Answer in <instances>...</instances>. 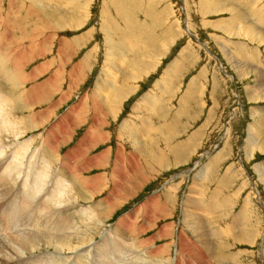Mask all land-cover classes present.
Wrapping results in <instances>:
<instances>
[{
	"label": "rangeland",
	"instance_id": "rangeland-1",
	"mask_svg": "<svg viewBox=\"0 0 264 264\" xmlns=\"http://www.w3.org/2000/svg\"><path fill=\"white\" fill-rule=\"evenodd\" d=\"M110 1L0 0L2 109L24 121L17 130L32 126L24 137L36 139L31 149L48 146L52 154L55 146L51 170L70 194L79 179L93 202L118 205L94 242L102 230L115 238L134 232L170 245L165 258L183 240L187 264H264V0ZM106 29L123 50L108 45ZM100 78L109 85L104 98L95 94ZM127 119L137 126L133 137ZM49 131L59 136L50 145ZM252 132L257 141L246 145ZM245 205L260 234L250 243L234 240L232 226L223 229L240 224Z\"/></svg>",
	"mask_w": 264,
	"mask_h": 264
},
{
	"label": "bare ground",
	"instance_id": "bare-ground-1",
	"mask_svg": "<svg viewBox=\"0 0 264 264\" xmlns=\"http://www.w3.org/2000/svg\"><path fill=\"white\" fill-rule=\"evenodd\" d=\"M110 2L114 6L115 1L112 0ZM40 6H41V4H40ZM42 6L44 7L45 5L43 4ZM103 23H104L103 25L106 26V22H103ZM130 29L132 30L133 28H130ZM106 31H107V29H106ZM107 38H108V40H107L108 45H111L113 49H117V48L122 49V50L124 49L122 44H119V45L116 44V42L121 43L122 40L121 39L116 40L118 38L115 39L114 35L109 30L107 31ZM119 38H120V36H119ZM76 41H77V38L74 39V42H76ZM79 41H83V40L79 39L77 42H79ZM91 53L92 52L88 51L84 55L83 59H81V61L84 62L83 67L85 69H86V66L89 65V61L91 60V57H90ZM117 58L122 60L121 55ZM80 67L83 68L82 66H80ZM0 68H1V70H3V68L1 66H0ZM105 72L107 73L106 69H105ZM6 75H8V74H6ZM24 75H26V74H24ZM29 76H30V74H29ZM30 77L33 78L34 74H31ZM105 79L100 78L99 81L97 82L98 92H95L97 97L104 98V96H102L101 93H102V91L107 89V87L109 86L107 84V80H105ZM131 84L133 85L134 83L132 82ZM131 89H129V90L132 91ZM119 94L117 96H121V93H119ZM117 96L115 97V102L119 99V98H117ZM124 96H125V94H123V97ZM123 97H121V98H123ZM18 98H16V99L18 100ZM106 98H107V96H106ZM9 101H11V97L9 98ZM14 102H16V101H14ZM139 102H140V100H139ZM156 104H157V102H156ZM82 105L84 106V104H82ZM79 106H80V104H79ZM138 106H141V105L138 104ZM73 110H74V108H73ZM104 110H105V115H106L107 114L106 107H104ZM70 111H71V109H70ZM112 111L115 112L114 109ZM109 112H110V110H109ZM113 115L114 114H112V117H114ZM71 119H73V118L71 117ZM19 122L23 123L24 121L19 120V119H15V116H10L9 114H7L6 111L4 109H2V103L0 101V202L2 200H5L3 208L0 211V264H67L68 259H69L68 264H129V263H131V264H187L186 262H184L183 258H182L183 261H181V257H180V254H181L180 252L183 250V248H185V247H183L184 244L181 243V242H183L182 239H184L183 236H181L182 241L176 242L174 240V242H173V245L175 247L174 255L172 256V254H171L165 258V254L168 252V250H170V245H168L167 243L162 245V246L160 245V246L156 247V241H153L154 239L138 238L135 236L136 234L134 232L130 233L132 236L130 234L127 235L125 233L120 232L122 235H120V234L117 235L118 234L117 233L116 234L117 237L115 238V237H113L114 235L113 236L108 235L107 230L103 231L104 230L103 229L104 227L102 224V223H104L103 218L107 217V213H109V212L111 213L115 208L118 207V205L117 204L114 205L115 207H113V206L111 207L109 205L110 209H109V207L107 209V204H108L107 200H105L106 202H104L103 204H99L98 202H93L91 196H86L87 191H84V189L85 190L87 189L84 187L85 183L78 181L79 179L76 180V184L77 185L83 184L82 187L79 186L80 188H78V189L76 188L77 189L76 194H70L67 190V185L64 182V178L61 177L60 175L54 173L51 170V165H54V164H50L49 159L52 157V154L56 150L55 146H53L52 154L48 152V150H47L48 146H46L47 149L43 145H39L35 149H31L32 145L34 144L36 139L33 137H29V138L24 139V137H26V134H28V130H30L32 128V126H27L23 130H21V129L17 130L16 126L18 125ZM128 124H130V125H128ZM124 126L130 130L131 137L138 134V131H136L137 126L136 127L133 126L130 123L129 119H127L125 121ZM124 126L120 127V128H124ZM62 128H64V127H62ZM58 129L59 128L57 127V130ZM261 129H262V127H261ZM60 131L61 130L59 129V132ZM50 132L51 131H49V133H48L49 137L46 136L44 139L42 137L43 140H46L48 138V140H47L48 145H50L52 141L55 142L56 139H58V137H59L58 134L56 136L52 137ZM65 133H66V131H65ZM260 133H261V131L259 132V134ZM252 134H254V133L252 132ZM262 134H263V132H262ZM86 135H87V133H86ZM94 136H96V135L94 134ZM21 137H23L24 140H19ZM83 138H85V135ZM254 138H255V134L253 136L249 135V138L247 140L246 145H249V144L253 145L257 141V137L255 140H254ZM5 142H7V143H5ZM139 149L142 151V149H145V148L140 147ZM144 151H146V150H144ZM146 153H147V151H146ZM104 157H105V155H104ZM97 159L98 160L100 159L99 155H98ZM62 160H64V158H62ZM92 160H94V159H92ZM60 161H61V159H60ZM95 161L97 162V160H95ZM60 164L63 165V167L67 170H70L71 168H72V170H74L75 167L77 169L79 168L77 166H70L71 164H68V162H66V161L64 162V164H62V163H60ZM67 164L70 167H67L66 166ZM72 165H74V164H72ZM58 167H59V165H58ZM90 168H91V166H88V169H90ZM54 169L55 168H53V170ZM66 173H67V171H66ZM74 174H75V172H74ZM74 174H72V176ZM76 174H78V173H76ZM126 177H128V176H126ZM71 180H72V178H71ZM83 180H85V179H83ZM93 181H95V183H97L95 177L91 178V183H93ZM72 183L75 187H77L74 180H72ZM95 188H98V187H95ZM70 189H72V188H70ZM99 189H98V192H99ZM89 191H91V190H89ZM256 194L261 195L260 192H258V189L256 190ZM227 201L228 200H226V202ZM246 201L245 202L247 205L248 204V198L246 199ZM80 202H83L84 204H81ZM260 202H261V200H260ZM191 203L193 204V206H195V208H196V206H198V209H199V207H201L198 204V202L196 203V200H192ZM202 203H203V201H202ZM212 204L206 203V204L202 205V207L204 210L209 211V210H212V208H213ZM246 205L244 206L243 212L240 213L239 219H237V221H239V220L241 221L240 224H236L234 222L235 224H232V225L231 224H229V225L224 224L223 225V229L224 228L228 229L230 226L235 228L234 231H232L233 232L232 236H233L234 240H237L239 242H247V241L249 242L254 237V234L256 232L258 233V230H259V229L258 230L255 229L257 231L254 232L252 228H251L252 230L250 229L251 224H254V223H251L252 221L246 219V216H245V215H247ZM187 214L188 213H186V215ZM211 214H213V212ZM236 218H237V216H236ZM84 219H90V221H92L93 224L92 223L89 225L81 224L83 221H85ZM250 219H252V218H250ZM121 221L123 223H125L124 219H122ZM243 224H244V226H243ZM117 225L120 228H125L127 230L129 228V225L132 226V224H118V223H117ZM133 226H134V224H133ZM257 226H255V227L257 228ZM101 229H103V230L101 231L102 236H100L101 237L100 241L97 240L98 242H96V241L94 242L93 238L95 236V233L98 230L100 231ZM130 229H131V227H130ZM139 229H141V228H139ZM145 229H144V231H147V229L146 230ZM200 229H201L200 227L197 228V231L199 234H201ZM127 230H124V231L126 233H128ZM166 230H168V229H166ZM224 230H226V229H224ZM136 231H138V230H136ZM142 233H143V231H142ZM113 234H114V232H113ZM138 234H139V232H138ZM258 235H260V234L258 233ZM119 236L123 237V239H119L118 238ZM157 237H156V239H157ZM154 238H155V236H154ZM143 240H145L144 243H146L149 247V249L147 250L148 253L146 251H144L143 250L144 247L141 246V242ZM181 245H183V246H182L181 251L179 252ZM165 246L168 247V249H166ZM199 248H201V247H199ZM199 248H196V250H198ZM188 249H189V251H191V248H188ZM43 250H46V251L44 252ZM84 251H87L88 254L87 253L85 254ZM65 253H70V255H67ZM197 253H200V252L197 251ZM237 254H238V252H237ZM190 256H191V254H190ZM192 256H193V254H192ZM194 256H196V255H194ZM199 256H201V255H199ZM232 256H234V257H232L233 259L232 258L231 259L235 260V254ZM220 261H221V264H228V262H224L225 260L220 259ZM244 261H243V263H244ZM202 262H203L202 260H199L198 263L197 262H195V263L202 264ZM235 262L237 263V261H235ZM209 263L211 264L210 261H209ZM205 264H206V262H205Z\"/></svg>",
	"mask_w": 264,
	"mask_h": 264
}]
</instances>
